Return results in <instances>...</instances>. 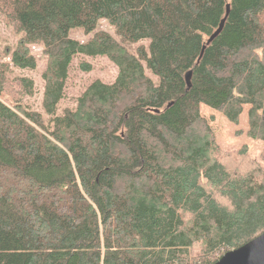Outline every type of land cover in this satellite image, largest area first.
<instances>
[{
	"label": "trees",
	"instance_id": "obj_1",
	"mask_svg": "<svg viewBox=\"0 0 264 264\" xmlns=\"http://www.w3.org/2000/svg\"><path fill=\"white\" fill-rule=\"evenodd\" d=\"M0 7L21 33L11 65L34 69L32 46L46 57L44 117L0 98V264H193L195 244V264H211L264 231V172L246 162L237 173L214 154L199 111L237 123L249 105L246 135L264 141V0ZM100 20L115 36L95 31ZM76 28L92 39L71 38ZM144 39L135 53L123 46ZM79 54L106 56L118 73L59 115Z\"/></svg>",
	"mask_w": 264,
	"mask_h": 264
},
{
	"label": "rangeland",
	"instance_id": "obj_2",
	"mask_svg": "<svg viewBox=\"0 0 264 264\" xmlns=\"http://www.w3.org/2000/svg\"><path fill=\"white\" fill-rule=\"evenodd\" d=\"M3 8L5 9L4 14L0 13V64L4 65H0V98L10 107L25 106L29 111L37 112L44 117L42 102L45 81L42 73L46 68V57L41 46H32L31 54L36 60L34 69H19L11 65L12 63L5 55L7 50H10L18 41L21 33L16 26L11 24L12 22L8 21L9 11ZM95 31H104L114 35V28L105 20L98 22ZM70 37L84 42L92 39L93 34H85L81 29L76 28L70 31ZM147 44L148 41L144 39L133 44L124 43L123 46L127 51L135 53L138 46L146 47ZM81 64H88V69H83ZM117 73L118 67L106 56L75 55L68 69L63 97L57 104L56 113L60 115L65 109L74 110L77 98L91 82L100 80L111 84ZM146 74L151 76L148 71ZM22 78L32 80L33 86L30 93L22 85ZM248 108L249 105H245L238 122L233 123L225 117L223 112L200 105L199 111L203 119L201 125L209 135L213 153L219 152V156L230 161L232 167L234 164L241 165L236 168L237 173L244 171L246 162L250 163L253 172H264V141L246 135ZM215 197L220 203L228 204L220 194L215 193ZM200 247L199 244H195L188 253V258L193 264L198 263L203 255V251L199 252Z\"/></svg>",
	"mask_w": 264,
	"mask_h": 264
},
{
	"label": "water",
	"instance_id": "obj_3",
	"mask_svg": "<svg viewBox=\"0 0 264 264\" xmlns=\"http://www.w3.org/2000/svg\"><path fill=\"white\" fill-rule=\"evenodd\" d=\"M211 264H264V231L240 247L228 250Z\"/></svg>",
	"mask_w": 264,
	"mask_h": 264
},
{
	"label": "bare ground",
	"instance_id": "obj_4",
	"mask_svg": "<svg viewBox=\"0 0 264 264\" xmlns=\"http://www.w3.org/2000/svg\"><path fill=\"white\" fill-rule=\"evenodd\" d=\"M93 211V210H92Z\"/></svg>",
	"mask_w": 264,
	"mask_h": 264
}]
</instances>
